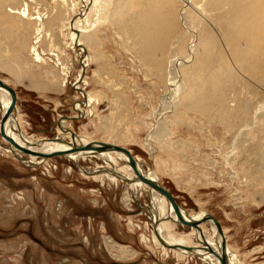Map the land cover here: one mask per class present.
<instances>
[{"label":"rangeland","instance_id":"374dc122","mask_svg":"<svg viewBox=\"0 0 264 264\" xmlns=\"http://www.w3.org/2000/svg\"><path fill=\"white\" fill-rule=\"evenodd\" d=\"M218 1L203 0L201 5L208 13L213 12L210 17L216 29L225 31L226 21L240 15V7L226 10L227 16L225 10L214 9ZM5 3L0 8V79L17 95L16 132L20 130L32 140L49 141L60 135L57 122L65 116L77 117L75 104L90 101L83 118L67 121L68 129L88 142L113 143L128 149L145 173L155 170L160 185L186 213L211 214L223 228L229 248L242 254L243 264H264V172L251 180L249 162L250 171H259L254 159L259 160L248 152L245 160L239 150L232 151L234 129L226 127L224 119L233 109L228 106L233 90L218 86L216 81L208 82L203 75L196 78L193 91L175 108L176 114L166 116L168 135L161 141L148 139L146 146L144 138L155 124L165 91L169 55L164 49L176 41V35L162 29L160 38L167 39L166 45L162 39L158 41L161 52L158 44H150L137 33L130 32L129 36L122 24L113 23L109 18L112 0H106L107 10L92 30L95 44L88 52L91 61L83 64L84 82L78 83L77 90L74 85L82 61L80 50L72 44L68 22L77 15L81 0H73L72 5L64 0L58 4L42 0L40 6L28 2L30 13L37 9L42 21L38 43L44 55L42 62L28 51L36 23L23 25L17 14L7 13ZM130 6L138 18L144 19L146 8L138 7L134 0ZM215 16L220 21L216 22ZM220 37L221 33L214 36L211 45L217 56L223 48L221 42L225 43ZM54 45L58 48L51 52ZM56 56L68 71L65 80L56 66ZM249 84L251 99L256 103L264 92ZM237 98L235 103L240 105L242 97ZM254 110L253 117L259 116L260 112ZM260 120L264 122V117ZM255 136L256 132L249 143L257 141ZM64 141L68 143L69 139ZM4 146L8 144L0 136V264H206L192 256L165 251L154 243L149 212L153 201L147 188L131 187L118 178L114 182L103 173L93 174L97 175L95 179L91 174L82 175V170L89 172L105 165L102 158L80 157L76 160L79 165H75L71 159L55 155L36 166L26 162L30 159L27 155L15 158L2 149ZM116 161L123 166L122 161ZM122 173L127 175L128 171ZM235 173L243 178L237 179ZM169 224L173 235L190 231L188 226ZM203 230L204 236H212L208 223L203 224Z\"/></svg>","mask_w":264,"mask_h":264},{"label":"bare ground","instance_id":"6f19581e","mask_svg":"<svg viewBox=\"0 0 264 264\" xmlns=\"http://www.w3.org/2000/svg\"><path fill=\"white\" fill-rule=\"evenodd\" d=\"M1 1L2 0H0V8L2 7V5L4 6V1H6L5 8L7 13L14 16L17 14L22 20L23 25H26V22L28 21L36 23L34 41L31 45L28 46V51L30 55L34 56L37 62H42L44 55L41 54L38 50V43L40 41L39 36L42 32V21L41 18L37 15V9L30 13L28 3L31 2L34 3L35 6H40L41 4H43L42 0ZM54 1H56L58 4L60 0ZM64 1L65 4L70 3V5H72L71 3L73 2V0ZM105 1L106 0H81V6H78L79 8H77V15L75 17L74 15L70 16V18L74 17L75 19L73 18L71 20L69 18L70 20L68 22V27L72 32L71 41L73 46L78 47V50H80L82 61L79 78L77 79V83H75L74 85L77 90L79 89L78 83L84 82L83 79L86 70V64H89L91 61L90 54L88 52L90 50V47L95 44L92 30L96 27L97 23L101 21V14H104L107 10V8L104 7L107 4L105 3ZM134 1L137 3L138 7L140 6L146 8V11L143 10L145 15L144 19H142V17L138 18L135 15V10L131 9L133 5L130 6L131 0H112V9L109 13V18L110 16L112 17L111 21L113 23H117V25L122 24L123 27L127 29L126 30L121 26L125 31H127V35L130 36V32L137 33L141 38L144 37L145 40L149 41L150 44L153 45L158 44L159 39H162L161 43H164L166 41L167 38H160L162 29H164L165 31L170 30L174 35H176V41L173 43L169 41L170 45L168 44V48L166 47L164 49L168 51L169 55L168 61L166 62L164 75L166 76L165 91L160 98V107L158 111H156L155 124L153 128H151L150 130L148 129L149 132L144 138L145 145H148V139L154 138L161 141L164 135H168L169 130H167L165 123L166 116L168 114H176L175 108L182 104L183 98L188 94L189 91H191L195 87L196 80L201 79L199 77H202L203 75L204 80L212 83L216 81L218 83V86L219 84L224 85L233 90L234 95H230L231 97L229 98V103L227 102L228 106L233 107V109L230 110L228 114H226L228 118L224 119L226 123L224 125L228 128L234 129L232 151L239 150L245 160H247V158L245 157L246 152H248L250 155L253 154V157L259 160L256 161V159H254V165L256 167L258 166L259 171H257V169H255L254 171H250V164L252 163V161L249 162L248 176L251 180L255 181V179H253L255 178L254 176L256 174L260 175L264 172V156L262 155L264 154V122L260 120L261 117H264V94L263 96H260V99L258 98L259 100L257 102L255 101L256 103H253L254 100L252 101L251 99L253 93L251 94L250 92L251 89L249 82L254 83L264 92V0H228V7L225 4V0L222 1L223 3H221V0H219L217 4L218 6L216 8L214 6L213 7L216 10L218 9V11H220V9H223V11L225 10L224 12L227 13V16L229 14L226 10H228L229 8L232 9V7H240V15L235 14V18L232 20L227 18L229 20L226 21L227 25H225V31H221V29L220 31H218L219 27L218 29H216L217 26L212 22L210 17V14H213V12L208 13L206 7L201 5V2L203 0ZM224 4L226 6H224ZM221 14L223 13L221 12ZM215 17L218 18L217 16ZM212 19L214 20L213 17ZM218 20L219 18L216 20V22ZM178 28L181 29V33L179 35L177 34L179 30ZM220 33L222 34V38L225 40V43H223V41L221 42V47L223 48L221 52L219 51L220 56H217L218 54H214L215 51L211 48V45H214V42L216 40L214 36L219 37ZM168 39L170 40V37ZM180 41H183L182 45H180ZM217 41L216 43L218 44ZM160 45V51L162 52V45ZM164 47L165 46H163V48ZM56 48L58 47H56L55 45L54 47L52 46L51 52L56 51ZM56 57V66L59 67V71L63 73V80H65V77H67L68 75V71L66 70V67L60 63L58 56ZM144 57H146V55ZM226 59H229V61L227 62ZM85 62L86 64L83 65ZM159 76L161 75L159 74ZM74 86H72L73 89ZM202 86L204 85L202 84ZM220 90H222V86ZM252 92H254L253 89ZM80 94L88 100L87 95L83 93V91L81 92L80 90ZM237 96H239V98L242 97V102L240 105L235 103L236 99H238ZM85 101L84 103H86ZM10 102L11 94L0 87L1 116L4 115L5 111L8 109ZM89 103L90 101H88L86 104H75V107H73V109H75L74 111L77 113V117L71 118L65 116L61 121L57 122V127L59 129L60 135H56L49 141H43L40 139L32 140L24 135V133H22L20 130H17L18 132H16V122L14 121L13 111V114L9 117L8 121L4 125V131L6 135L12 138L19 147L27 149L39 155L26 154L20 151L15 146L9 144L4 139L8 143V151L6 152L11 153L15 158L19 159H23L21 155H27L28 157H30V159L26 160V162L28 164H33L36 166L46 161L48 159L47 156L53 153H61L62 155L59 156L71 159L75 165H79L76 160L80 157L82 158V160L85 159L83 158L84 156H96V158H102L105 162V165L89 172H84L79 168L80 170H82V175L103 173L104 175L102 176L108 177L114 182L117 181L116 178H118L126 182L131 187H140L142 189L147 188L149 190L148 194L149 196H151V199L153 201L151 204L152 209L149 211L152 215L151 221L153 224L154 234L153 241L156 245L159 246V248L161 247L165 251H173L179 255L185 254L188 256H192L206 264H221L219 259L216 257V254L220 255L221 241L222 239L225 240L223 230L222 235H220L213 222L206 221L204 223H201L198 226L199 228L188 226L190 228L188 234L173 235L170 232V221L172 222V224L180 223L174 213L172 206L159 192L139 181V179L136 177V175L128 165V159L126 155L121 152L105 150L100 147V143H95L92 141L88 142L85 137L75 135L70 129L67 128V121H74L75 119L78 120L83 118V115H85L86 113V111H84V108L87 107ZM218 103V106H221L220 102ZM254 109H257L260 112L259 116L253 117L252 111ZM232 111L235 113H233ZM242 111L246 113H243L244 117L240 115ZM254 132H256L255 138L257 139V141H254V143H249L250 136ZM63 133H68L69 135H65L66 137H63ZM65 138L69 139L68 143L64 141ZM109 145L117 144L109 143ZM36 158L37 161L34 162ZM116 160L122 161L123 166H119ZM135 162L137 164L138 170L143 174V176L159 183L158 179L155 176V170L152 169L151 171L145 173L141 165L137 163L136 160ZM124 169L128 171V173H126L127 175L122 173ZM238 173H235L234 176H237V179L243 178V176L239 177L241 175H239ZM96 177L97 175H93L92 178L95 179ZM179 210L182 217L186 221L191 222L199 221L200 219L211 215L206 212L191 215L186 213V211L180 206ZM205 223H208L210 225L212 234L211 237L204 236L203 224ZM192 241H194V243ZM226 255L228 264H235L234 260L231 258L232 254L228 255L226 253ZM239 256L240 264H243L242 254H240Z\"/></svg>","mask_w":264,"mask_h":264},{"label":"water","instance_id":"95a60500","mask_svg":"<svg viewBox=\"0 0 264 264\" xmlns=\"http://www.w3.org/2000/svg\"><path fill=\"white\" fill-rule=\"evenodd\" d=\"M0 87L5 89L8 93L11 94L10 105H9L8 109L5 111L4 115H2L0 118V136L3 139H5L9 144L15 146L20 151H22L26 154L39 155V154L33 153L27 149H23V148L19 147L12 138H10V137H8V135H6V133L4 131V125L8 121L9 117L13 114L14 108L16 106L17 95H16V92L14 91V89L12 87H10L8 84H5L1 79H0ZM87 147H89V146H87ZM87 147H85V148H87ZM100 147L105 149V150H108V151L121 152L124 155H126V157L128 159V165L130 166V168L132 169V171L136 175V177L139 179V181L148 185L150 188L156 190L157 192H159L162 196H164L166 198V200L172 206L174 213H175L180 224H183V225H186L189 227H193V228H199L198 226L201 223H204L206 221H212L213 224L215 225V227L217 228L218 233L220 235H222V228H221L220 223L211 215H208V216L204 217L203 219H200L199 221H195V222L186 221L182 217L180 210H179V206L176 203L174 196L170 193V191L168 189L162 187L161 185H159V183H157L156 181H153V180L143 176V174L140 173V171L138 170L137 164H136L134 158L132 157V155L128 149L121 147V146H118V145H109L106 143H100ZM55 155L59 156L62 154L61 153H53L51 155H48L47 158L50 156H55ZM216 257L219 259L221 264H228L224 239H222V241H221L220 255L216 254Z\"/></svg>","mask_w":264,"mask_h":264},{"label":"crops","instance_id":"0c3cea01","mask_svg":"<svg viewBox=\"0 0 264 264\" xmlns=\"http://www.w3.org/2000/svg\"><path fill=\"white\" fill-rule=\"evenodd\" d=\"M223 229V228H222ZM224 232V231H223ZM225 238V245H226V249L230 250L229 252L232 254L231 258L234 260L235 264H240V253H235L231 248H229V246L226 244V236L224 235ZM234 255V256H233ZM237 260V261H236Z\"/></svg>","mask_w":264,"mask_h":264},{"label":"flooded vegetation","instance_id":"af4514ba","mask_svg":"<svg viewBox=\"0 0 264 264\" xmlns=\"http://www.w3.org/2000/svg\"><path fill=\"white\" fill-rule=\"evenodd\" d=\"M2 149H5V151H8V146H4Z\"/></svg>","mask_w":264,"mask_h":264}]
</instances>
